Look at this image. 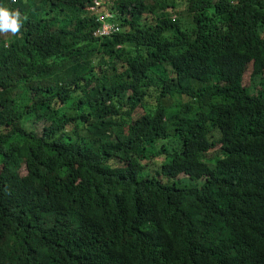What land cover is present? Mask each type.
I'll list each match as a JSON object with an SVG mask.
<instances>
[{
	"label": "trees",
	"instance_id": "16d2710c",
	"mask_svg": "<svg viewBox=\"0 0 264 264\" xmlns=\"http://www.w3.org/2000/svg\"><path fill=\"white\" fill-rule=\"evenodd\" d=\"M95 1L0 0V264H264V0Z\"/></svg>",
	"mask_w": 264,
	"mask_h": 264
},
{
	"label": "clouds",
	"instance_id": "9594fccd",
	"mask_svg": "<svg viewBox=\"0 0 264 264\" xmlns=\"http://www.w3.org/2000/svg\"><path fill=\"white\" fill-rule=\"evenodd\" d=\"M97 3H99V4L97 5ZM100 6H101V4L97 0L94 2V5L91 6V8L96 12V18H95L96 22H99L98 21L99 15L103 14V12L100 10ZM22 22L23 21H22L21 15L18 11L11 10V9H9V7L0 3V32L11 31V32L15 33L21 27ZM247 72L248 71H246L244 73V77H245ZM251 77H252V74H251ZM251 77H250L249 83L252 85V83H251L252 78ZM252 86L254 87V85H252ZM260 91H261L260 85H258L257 87H254L255 93L260 92ZM26 173H27L26 170H24L23 174H26Z\"/></svg>",
	"mask_w": 264,
	"mask_h": 264
},
{
	"label": "built area",
	"instance_id": "2783aa9c",
	"mask_svg": "<svg viewBox=\"0 0 264 264\" xmlns=\"http://www.w3.org/2000/svg\"><path fill=\"white\" fill-rule=\"evenodd\" d=\"M99 3H97L98 5ZM111 17V13L109 14H100L98 21L101 23L100 27L96 30L95 35L99 36H108L113 33H116L118 30V26L113 23H106L105 18Z\"/></svg>",
	"mask_w": 264,
	"mask_h": 264
},
{
	"label": "rangeland",
	"instance_id": "374dc122",
	"mask_svg": "<svg viewBox=\"0 0 264 264\" xmlns=\"http://www.w3.org/2000/svg\"><path fill=\"white\" fill-rule=\"evenodd\" d=\"M11 33V31H4L3 32V36H8L9 34ZM248 72L246 73L245 77H244V81H245V85H249V82H250V77H251V74H252V69H253V66L251 65L249 68H248ZM140 111V110H139ZM42 130L40 129L39 127V132H41Z\"/></svg>",
	"mask_w": 264,
	"mask_h": 264
}]
</instances>
